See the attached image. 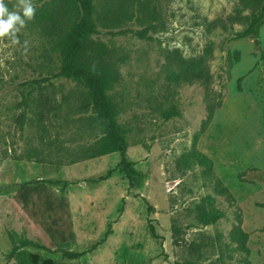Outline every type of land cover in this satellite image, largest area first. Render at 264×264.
<instances>
[{
	"label": "rangeland",
	"instance_id": "374dc122",
	"mask_svg": "<svg viewBox=\"0 0 264 264\" xmlns=\"http://www.w3.org/2000/svg\"><path fill=\"white\" fill-rule=\"evenodd\" d=\"M50 1L32 0L18 44L0 39V264H18L15 248L55 264H264V24L240 38L254 13L237 0H94V39L121 75L110 95L127 147L87 159L100 135L84 88L24 86L60 66L39 17ZM176 53L201 61L208 79H170ZM199 205L215 224L199 222Z\"/></svg>",
	"mask_w": 264,
	"mask_h": 264
},
{
	"label": "trees",
	"instance_id": "16d2710c",
	"mask_svg": "<svg viewBox=\"0 0 264 264\" xmlns=\"http://www.w3.org/2000/svg\"><path fill=\"white\" fill-rule=\"evenodd\" d=\"M237 1L242 9H250L254 13L248 29L239 37H258L260 27L264 24V0ZM50 2L42 8L39 17L43 31L53 45V50L59 54L60 66L58 72L52 73L51 76L25 82L24 86H40L50 83L52 78H65L82 86L86 100L85 105L82 106L91 108L93 114L90 121L100 135L97 142L86 147L82 154L87 159L114 153L124 156L127 144L119 124L117 104L110 95L121 75L110 51L103 43L94 39L98 33L97 23L101 21L102 12L98 10L94 0H51ZM112 22L110 23L109 20L104 28L112 26ZM262 59L264 61V52ZM172 61L176 63L178 71L168 70L170 79L176 82L184 80L187 83L208 79L207 72L201 69V61L189 62L178 53L174 55ZM45 106L46 111H50L49 101H46ZM213 111V108H210V117ZM175 114L176 109H172L165 114V120H170ZM195 158L200 166L211 168V161L205 155L195 153ZM128 166L125 165L126 168ZM42 169L44 173L55 171L52 166L44 164ZM28 184L23 183L20 186L25 187ZM217 187L221 196L234 202L227 188L219 183ZM207 201L213 203L214 199L208 197ZM197 209L198 220L204 226L215 224L219 219V215L214 211H208L205 205H199ZM233 235L241 249L248 252L246 248L248 235L241 231L240 227L235 229ZM32 245H35L32 241L22 242L23 247ZM13 255L17 258L18 264H55L51 259H42L37 254H27L24 250L19 251L16 248L11 251L9 257ZM64 255L69 259H77L83 254L64 252Z\"/></svg>",
	"mask_w": 264,
	"mask_h": 264
},
{
	"label": "clouds",
	"instance_id": "9594fccd",
	"mask_svg": "<svg viewBox=\"0 0 264 264\" xmlns=\"http://www.w3.org/2000/svg\"><path fill=\"white\" fill-rule=\"evenodd\" d=\"M10 10L5 0H0V39L7 38L13 44H18L17 34L35 17V6L32 0H16ZM27 43V42H25Z\"/></svg>",
	"mask_w": 264,
	"mask_h": 264
}]
</instances>
